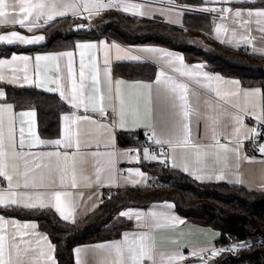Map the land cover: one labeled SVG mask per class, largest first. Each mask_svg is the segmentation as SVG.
<instances>
[{"label": "crops", "instance_id": "0c3cea01", "mask_svg": "<svg viewBox=\"0 0 264 264\" xmlns=\"http://www.w3.org/2000/svg\"><path fill=\"white\" fill-rule=\"evenodd\" d=\"M211 4L209 9L215 8L217 11L213 18V24L208 31L211 39L232 49H246L248 54L264 58V21L260 24L253 22L247 26H241V21L234 16L236 10L246 12L249 9L256 10L263 7H254L248 5L250 3L239 2H223V0H206ZM107 2V0H105ZM205 2V1H204ZM9 3L17 5L15 13L10 11V15H19V0H9ZM126 3L138 4L132 0H126ZM206 3V2H205ZM142 5L140 11L145 12L146 15H133L131 12H124L116 8L104 9L105 11H119L129 16H136L146 19H157L173 26H180L182 22V14L174 10L164 9L161 7H153L149 5ZM207 7V5L205 6ZM231 8L232 12H223L222 9ZM99 13V14H100ZM83 17L90 21L97 14L88 17V13H82ZM76 18L71 12L66 16H57L58 19ZM244 19H247L245 16ZM54 21L49 22L52 23ZM42 22V24H41ZM86 22V21H85ZM40 25L43 26L41 20ZM40 26V27H41ZM220 28V32H217ZM35 29V28H34ZM33 29V30H34ZM12 31H16L20 35L31 38L40 35L35 32H28L26 28H20L18 25L8 24L7 26H0V35H9ZM78 43H92L97 47L91 49L85 54V80L84 91L87 96L92 93V74L98 70L99 87L104 95L105 113L102 115L99 111L92 112L91 110L85 112L80 109H73L65 100H62L59 91H56V84L53 80L59 79L61 85L66 91L70 90L71 84L68 79V58L63 57L58 61H41L39 67V75H37V68L35 57L38 55H58L59 53L72 51L73 55V71L79 87L80 74V50L75 46ZM1 45H16L22 48H29L35 44H23L14 42L12 44L0 43ZM118 45L121 51L118 53L112 45ZM107 45V47L103 46ZM71 49L58 51H14L8 55H2L0 51V61H12L15 56H28L31 58L27 67L22 61L8 63L0 66V75L4 79L0 80V84H6L15 87H34L46 93H53L70 108V111L60 115L59 135L55 138H41L37 131L36 118L33 125V131L40 140L45 142H52L57 139H64V128L66 122L63 120L65 115H77L90 117L89 120H81L73 125L74 142L78 137L80 142L79 150L75 146L71 148H64L63 146L56 147L51 143L38 145L32 148L27 147V142L31 141L33 137L28 134L27 117H21V112L34 111L31 106H26L16 109L13 104L5 101L4 89L0 87V92L4 93V98L0 100V106L5 104L12 105L11 115L15 118L17 142L19 139V128H25L26 147L25 152H32L39 156V163L41 168L38 170L42 176V186L38 189H24L23 187L13 190L23 192H40L45 195L48 201V206L25 208L23 206H11L19 209H50L63 220L55 209V200L52 193L56 191L66 192L68 195L62 196V203L69 206L72 211V217L65 222L76 223L85 216L95 211L100 204L104 191L144 187L153 176L148 175L140 168L141 162L158 163L163 166L160 159L145 160L143 159V150L148 148L149 151L157 154L164 153L165 156L160 157L167 161V165L171 168L180 170L199 183H225L230 186H239L246 190L264 191V153L260 152V147L264 146V140L259 145L254 146L250 143L251 138L255 135L252 129L259 124L264 126V122L260 117L264 113V96L258 87L242 86L237 79L227 78L219 74H214L208 71L201 63H187L183 58V68L191 71L192 76H180L172 66L166 62L159 60L156 56L143 52L144 48H158L164 51L172 52L176 56L183 55L174 50L164 49L156 46L148 45H121L106 37L97 39H87L78 41ZM131 56H139L140 59H131ZM117 63H148L155 67V76L149 81L143 80H126L118 76L114 71V65ZM179 66V65H177ZM164 76H161V73ZM200 73H207L210 76H219L221 81L215 80L205 81ZM27 75L28 79L24 77ZM160 77L161 83L157 84V77ZM168 77L178 83H184L189 88L190 100L193 101L194 106L198 111V115L194 114L190 117V138L188 147L172 148L168 144L157 145L150 139V134L154 129L157 137H172L178 135L180 132L181 109L179 107L181 101L179 95H176V107L171 106V101L168 100L165 94V81ZM111 81L112 91L109 93L108 85ZM123 81L121 85L120 96L116 93V82ZM237 81L238 87L231 82ZM37 83L41 86L37 87ZM147 83L152 85L151 94L147 89L141 87H130V85H138ZM46 89H53L48 91ZM259 90V95L254 97H245L243 92ZM219 91L220 96H217ZM239 91L240 95L233 93ZM109 96L111 98H109ZM222 97V98H221ZM197 98V99H194ZM123 99V107L125 114V125L120 127L117 122V113L120 110V100ZM239 117L241 123H237L235 117ZM36 117V116H35ZM239 129V132H237ZM140 131L144 142L138 146H120L118 143V133L120 132H134ZM218 141V143H217ZM198 146V149L197 147ZM224 146V147H221ZM228 151H225L224 148ZM139 150V153L137 152ZM197 151L199 157L197 158ZM68 153L69 162L73 166L76 176V187H72L71 180L65 178L61 183L62 173L57 168V156H48L45 153ZM115 153L112 164L108 163V154ZM140 160L137 162V155ZM173 157L177 167H173ZM247 158V159H246ZM99 161V164L97 163ZM11 163V162H10ZM187 163L191 172L205 177L202 181L195 179L194 175L182 170ZM164 167V166H163ZM102 169L100 173V181H97V169ZM139 171L143 173V177L137 176L135 173ZM20 175L12 172L9 168V174L13 175L12 184L15 185L18 181L22 184L23 181V164L20 162ZM71 174V173H70ZM217 176H222V179H217ZM208 177H211L209 179ZM8 190V180L0 177V191ZM172 205L171 208L166 207ZM0 207H5L0 205ZM140 213L142 217L147 218V214L151 212L165 213L172 215L182 220L183 223L163 224L159 227H141L133 217L129 219L127 216H122L121 213ZM4 218L5 223L0 225V234L9 237V244H11V234H16V242L20 244L21 248L31 245L33 249H42L45 256H39L37 251L28 253V257L34 258V264H57L54 245L49 240L48 236L39 230L36 222L31 220H19L13 217ZM145 219L140 221L141 224ZM15 221V224L12 223ZM35 224L33 228H23V225ZM19 226V227H17ZM118 228L119 232L116 238L111 240L100 241L96 243L78 245L73 249L74 264H77L76 249L81 250L80 260L81 264H101L103 260L111 261L113 257L109 256L104 250L97 249V245H107L116 242H123L124 234L128 233L130 238L132 234L148 233L150 243L152 245L153 256L156 264H207L209 261H214L221 257L211 256V251L216 250L215 244L218 243V232L209 227H201L185 221L175 210L172 202L164 201L152 203L144 208L127 207L114 214L109 223V227ZM47 237V241L41 237ZM23 241V242H21ZM52 245V250L49 251L48 244ZM198 255H193V253ZM208 253L209 259L203 260L202 255ZM51 260H48V256ZM170 256H182L183 259L169 260ZM144 264H153V261H145Z\"/></svg>", "mask_w": 264, "mask_h": 264}, {"label": "trees", "instance_id": "16d2710c", "mask_svg": "<svg viewBox=\"0 0 264 264\" xmlns=\"http://www.w3.org/2000/svg\"><path fill=\"white\" fill-rule=\"evenodd\" d=\"M204 8V0H173ZM248 5L263 7L264 0ZM84 18L58 19L35 28L33 32L45 37L29 48L1 45L2 55L14 51H58L71 49L75 43L106 37L121 45H148L178 51L187 63H201L205 68L227 78H234L245 87H258L264 96V58L248 54V50L232 49L211 39L208 31L213 18L205 15L182 14L180 26L157 19H146L111 10L90 20ZM113 71L126 80L149 81L155 67L148 63H117ZM5 101L18 109L31 106L36 113L37 133L41 138L59 135L60 115L70 111L56 94L34 87L0 84ZM144 142L140 131L118 133L120 146H138ZM140 168L153 176L144 187L104 191L97 209L76 223L61 220L50 209H19L0 207V214L19 220L36 222L54 245L57 264H74L73 249L78 245L111 240L118 228L109 227L114 214L127 207L144 208L152 203L169 201L185 221L218 232V243L226 240L255 241L264 237V191L246 190L225 183H199L180 170L158 163L141 162ZM106 221V226L103 222ZM241 244V243H240ZM214 264H264V241L242 247L234 255H223Z\"/></svg>", "mask_w": 264, "mask_h": 264}, {"label": "snow or ice", "instance_id": "6c2138e0", "mask_svg": "<svg viewBox=\"0 0 264 264\" xmlns=\"http://www.w3.org/2000/svg\"><path fill=\"white\" fill-rule=\"evenodd\" d=\"M224 2H239V3H255L256 0H224ZM17 5L15 3H9V0H0V26H7L11 24L13 26L18 25L20 28H26L28 32H33L34 28H39L40 21H43L44 25L49 24V22L54 21L57 16H66L69 12H71L74 16L79 18H87L83 17L82 13H88V17H91L93 14H99L104 9L116 8L117 10L124 12H131L133 15H146L145 12L140 11L142 5L139 4H130L126 3V0H19V15H10V11L15 13ZM214 10V9H213ZM223 12L231 13V8L222 9ZM234 16L237 20L241 21V26H247L251 22H253V18H255V23L260 24L264 21V8L252 10L249 9L246 12L241 10H236ZM247 19H244V17ZM217 32H220V28L216 29ZM264 31V29H260ZM45 39L44 36L36 35L31 38H28L24 35L18 34L16 31H12L9 35H0V43H8L12 44L14 42H19L23 44H38ZM107 47V45H103ZM80 50V74H79V87L77 84V80L75 77V73L73 71V55L72 51H66L59 53L58 55H38L35 57L37 75H39V67L41 61H58L63 57L68 58V79L70 81L71 87L70 90L66 91L65 88L61 85L59 79L53 80L52 83L56 84V91H59L60 97L62 100H65L73 109H80L81 107L85 112L91 110L92 112L99 111L102 115L105 113V107L103 104L104 95L101 92L99 87V74L98 70L93 72L92 74V95L87 96L84 91V80H85V54L87 51L96 48L97 46L92 43H78L75 46ZM117 49L119 53L121 49L118 45H112ZM141 51L152 54L156 56L157 59L162 60L173 67V69L180 74V76H192L193 73L185 68H183V57L176 56L172 52L164 51L158 48H144ZM131 59L138 60L139 56H131ZM31 60L28 56H13L12 61H0V66H3L8 63H14L16 61H22L27 67L29 61ZM179 65V66H177ZM164 76L162 72L160 74ZM199 75L203 76L205 81L215 80L217 82L221 81V77L219 76H210L207 73H200ZM3 75H0V80H3ZM25 80L28 79L27 75L24 77ZM123 81L116 82V93L117 96H120L121 85ZM157 84L161 83V79L158 76L156 80ZM233 85L238 87L237 81L231 82ZM166 88L165 94L169 101H171V106L175 108L176 105V95H179V100L181 101L179 107L181 109V121H180V132L178 135H174L172 137H157L155 130L153 129L150 134V139L153 143L157 145L168 144L170 147H188L189 146V138H190V117L194 114L198 115V111L193 104V101L190 100L189 96V88L184 83H178L173 80L171 77H168L165 81ZM41 86L37 83V87ZM130 87H141L147 89L149 94H151L152 85L147 83H142L138 85H130ZM48 91H52L53 89H46ZM108 91L111 93V81H109ZM217 96H220L219 91H217ZM234 95H240V92L237 91L233 93ZM245 97H254L259 95V90L245 91L243 92ZM4 98V93L0 92V100ZM109 98H111L109 96ZM222 98V97H221ZM197 99V98H194ZM123 99L120 100V110L117 113V122L120 127H124L125 125V114L123 107ZM13 109L12 105L5 104L0 106V177H4L8 180V190L0 191V205H4L5 207L10 206H23L25 208H34V207H45L48 206V201L45 199V195L40 192H23L19 193L14 188L19 189L23 187L24 189H38L42 186V176L38 171L41 168V164L39 163V156L32 152H25L24 149L26 147L25 140V128L21 126L19 128V139L17 142L16 135V124L15 118L11 115ZM21 117H27L28 134L33 139L27 142V147L32 148L38 145H43L46 143H51L56 147L63 146L64 148H71L73 146L76 147L77 150L80 148V142L78 137L75 138L74 142V130L73 125L77 124V122L84 120L87 121L90 119L87 115L85 116H77L73 115H65L63 116V120L66 122L64 128V139H57L52 142H45L39 139L36 136V133L32 130L33 125L35 123V111H27L21 112L19 114ZM236 122L241 123L239 117H235ZM261 121L264 122V113H262L260 117ZM253 134H255V129L251 130ZM239 132V129H237ZM218 143V141H217ZM198 149V146H195ZM224 147V146H221ZM225 151L228 149L225 147ZM260 152L264 153V146L260 147ZM139 153V150H137ZM45 155L57 156V168L58 171L62 173L61 183H63L65 178H69L72 182L71 186L76 187V176L73 166L69 162L68 153H45ZM143 159L145 160H157L160 159L161 163H165V159L160 157L165 156L164 153H161L159 156L149 151L148 148L143 150ZM115 153L108 154V163L112 164L113 157ZM199 157V152L197 151V158ZM137 162L140 160L139 154L136 157ZM247 159V158H246ZM11 162V163H10ZM20 162L23 164V181L22 184L18 181L15 185L12 184L13 175L9 174V168L11 167L12 172L16 173L18 176L20 175L19 168ZM99 164V161H97ZM173 167H177L175 163V158L173 157ZM183 171L188 172L190 175H194L195 179L203 180L205 177L201 175H197L194 172H191L187 163L182 168ZM102 169H97V181H100V173ZM71 173V174H70ZM137 176L143 177V173L137 171L135 173ZM211 179V177H208ZM217 179H222V176H217ZM68 193L56 191L52 193V196L55 200V209L59 213L60 217L68 221L72 217V211L69 206L62 203L61 197L66 196ZM166 207L171 208L172 205H167ZM122 216H127L129 219L135 217L138 222V226L141 227H159L161 223L163 224H175V223H183L182 220H178L177 217L168 215L165 213H155L151 212L147 214V218L142 217L140 213H129L124 212L121 213ZM142 219H145L143 224L140 223ZM5 223L4 218L0 217V225ZM15 224V221H12ZM19 227V226H17ZM36 225H23V228H35ZM11 244H9V237L0 234V264H34V258L28 257V253L32 251H37L39 256H45V253L42 249H33L31 245L25 248H21L20 244L16 242V234H11ZM42 240L47 241V237H41ZM150 237L148 233H139L132 234L131 238L128 233L124 234L123 242H116L113 244L107 245H97V249L104 250L108 253L109 256L113 257L111 261L103 260L101 264H144L145 261H153V264H156L153 256L152 245L149 242ZM23 242V241H21ZM245 247V245H236L227 249L222 250H212L211 256L214 258L222 251H238L240 248ZM49 251L52 250V245L48 244ZM81 250L76 249L77 256V264H81L80 260ZM193 255H198V253H193ZM48 260H51V256L49 255ZM173 259H183L182 256H170L169 260Z\"/></svg>", "mask_w": 264, "mask_h": 264}, {"label": "built area", "instance_id": "2783aa9c", "mask_svg": "<svg viewBox=\"0 0 264 264\" xmlns=\"http://www.w3.org/2000/svg\"><path fill=\"white\" fill-rule=\"evenodd\" d=\"M132 2L138 3V4H144V5H149L153 7H161L164 9H170L177 11L181 14L186 13V14H192V15H206V16H214L216 14L215 8L213 9H204L200 8L197 6H192V5H185L181 4L178 2L174 1H166V0H132ZM85 23L83 24L84 27H91L90 21L85 19ZM42 24V22H41ZM247 50V48L245 49ZM264 140V126L259 124L255 127V135L251 138L250 143L254 146L259 145L261 141ZM167 165V161L165 160V163H163V166ZM264 241V237H260L255 241H251L249 238L243 239L241 241H235V240H226L223 243H216L215 244V249L217 251L222 250V249H227L232 246L240 245V243H251V244H261ZM241 248L238 251H222L220 253V256L223 255H234L239 253ZM203 260H208L209 259V254L205 253L202 255Z\"/></svg>", "mask_w": 264, "mask_h": 264}, {"label": "rangeland", "instance_id": "374dc122", "mask_svg": "<svg viewBox=\"0 0 264 264\" xmlns=\"http://www.w3.org/2000/svg\"><path fill=\"white\" fill-rule=\"evenodd\" d=\"M166 1H173V0H166ZM206 3L207 2H209V1H206V0H204ZM175 2V1H174ZM223 2H224V0H223ZM186 5V4H185ZM207 5V7H204V9H209L208 7H211V4L210 3H208V4H206ZM172 11V10H171ZM176 12V11H175ZM177 13H179V12H177ZM206 16V15H205ZM106 221L107 220H105L102 224H103V226L104 227H107L106 225ZM240 245H245V247H249V246H251V243H241Z\"/></svg>", "mask_w": 264, "mask_h": 264}, {"label": "water", "instance_id": "95a60500", "mask_svg": "<svg viewBox=\"0 0 264 264\" xmlns=\"http://www.w3.org/2000/svg\"><path fill=\"white\" fill-rule=\"evenodd\" d=\"M207 264H214V261H209V262H207Z\"/></svg>", "mask_w": 264, "mask_h": 264}]
</instances>
